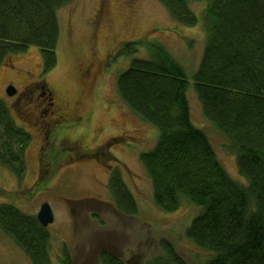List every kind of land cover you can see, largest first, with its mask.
I'll return each mask as SVG.
<instances>
[{"label": "rangeland", "instance_id": "1", "mask_svg": "<svg viewBox=\"0 0 264 264\" xmlns=\"http://www.w3.org/2000/svg\"><path fill=\"white\" fill-rule=\"evenodd\" d=\"M204 9L202 2L189 4L196 22L186 26L175 22L158 0H69L56 11V63L50 70H44L41 54L33 47L10 55L1 65L0 101L31 139L24 152L22 178L0 164V205H10L31 218H36L41 204L50 207L53 222L45 229L50 264H59L63 251L73 264H98L103 251L126 264H147L162 256L160 239L169 241L190 264H203L211 256L184 238L198 208L184 201L175 212L165 213L154 206L140 155L154 147L158 130L125 106L116 87L117 77L132 60L150 59L154 45L163 48L189 81L191 124L208 137L227 175L245 185L228 141L202 115L191 85L207 35ZM96 63L103 66L93 80L96 66L89 76L85 70ZM42 85L61 109L68 110L75 102L82 108L87 118L83 125L62 123L55 130L61 132L58 137L81 135L84 152L78 150L74 156L58 139L55 146L42 143L36 130L40 119L34 122L37 110L47 105L37 100ZM8 86L23 92L20 99L7 95ZM114 170L135 200L134 218L114 208L108 191ZM0 264H33L1 226Z\"/></svg>", "mask_w": 264, "mask_h": 264}, {"label": "trees", "instance_id": "2", "mask_svg": "<svg viewBox=\"0 0 264 264\" xmlns=\"http://www.w3.org/2000/svg\"><path fill=\"white\" fill-rule=\"evenodd\" d=\"M177 23L192 26L189 4H205L207 35L198 68L191 77L201 112L228 141L239 175L232 180L219 164L208 137L190 122L189 81L160 46L150 59L132 60L117 77L121 101L158 130L156 144L140 155L152 187V202L175 212L181 202L198 208L184 238L211 256L203 264H264V0H158ZM69 0H0V67L13 54L37 48L43 68L56 63V11ZM148 47V48H149ZM31 136L19 129L0 101V164L15 177L25 170ZM108 191L115 210L134 218L137 206L117 170ZM0 226L33 264H50L47 234L35 218L0 205ZM162 256L147 264H190L166 239ZM59 264H72L63 251ZM98 264H126L103 252Z\"/></svg>", "mask_w": 264, "mask_h": 264}, {"label": "flooded vegetation", "instance_id": "3", "mask_svg": "<svg viewBox=\"0 0 264 264\" xmlns=\"http://www.w3.org/2000/svg\"><path fill=\"white\" fill-rule=\"evenodd\" d=\"M95 66H96L97 71L92 72L93 73L92 74L93 80L97 77V75L100 71L99 68L101 66H103V63H100V64L96 63L95 65L89 64V67L85 70V72H86L85 74L87 76H89V72L92 69H94ZM107 66H110L109 63L106 64V67ZM8 87H10V86H8ZM22 93H23L22 91L21 92L15 91V94L10 96V98H12L14 100H18V99H20V95ZM30 93L32 94L31 91H30ZM39 99H42L44 104L47 103L46 107H44L43 109L37 110L36 118L34 119V122L35 121L38 122V119H40L39 125L36 128V130L39 134H41L42 143L49 145V143L52 142L53 146H55L56 140L58 139L59 141L66 143V148H64V149L67 152H71L74 156L76 155L75 153H78V150H81V151L85 150V149H83V147H81V144H80L79 137L81 135L78 134V135L74 136L73 138H68L67 136H64V135L58 137L59 135H56V134H60L61 132H56V130H55L56 127L62 123H71L73 125H79V126L83 125L84 121L87 118L85 117V114L82 112V108L79 106L78 102L73 103L72 106L68 110H63L55 102L53 96L51 95L50 90L45 88L44 85L39 87L37 100H39ZM35 108H37V107H35ZM32 126H33V124H32ZM106 148H107V146H106ZM82 152H84V151H82ZM85 157H89V156H85ZM37 223H38V221H37ZM40 227L44 230L47 228V227L43 228L41 225H40ZM103 252L111 254L110 252H107V251H103ZM103 252H101V253H103ZM99 256H100V254H99Z\"/></svg>", "mask_w": 264, "mask_h": 264}, {"label": "water", "instance_id": "4", "mask_svg": "<svg viewBox=\"0 0 264 264\" xmlns=\"http://www.w3.org/2000/svg\"><path fill=\"white\" fill-rule=\"evenodd\" d=\"M6 92L8 96H12L15 94V90L12 87H8ZM36 220L43 228L47 227L53 222L52 211L46 203L41 204L40 209L36 215Z\"/></svg>", "mask_w": 264, "mask_h": 264}]
</instances>
